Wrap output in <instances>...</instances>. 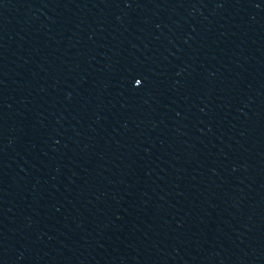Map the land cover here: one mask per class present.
<instances>
[{
    "label": "water",
    "instance_id": "95a60500",
    "mask_svg": "<svg viewBox=\"0 0 264 264\" xmlns=\"http://www.w3.org/2000/svg\"><path fill=\"white\" fill-rule=\"evenodd\" d=\"M0 264H264V0H0Z\"/></svg>",
    "mask_w": 264,
    "mask_h": 264
}]
</instances>
